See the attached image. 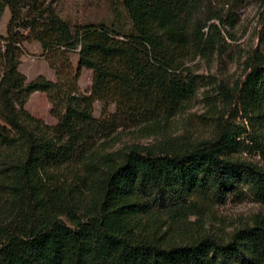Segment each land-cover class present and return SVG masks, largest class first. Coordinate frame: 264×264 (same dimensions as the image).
I'll use <instances>...</instances> for the list:
<instances>
[{
	"label": "trees",
	"instance_id": "16d2710c",
	"mask_svg": "<svg viewBox=\"0 0 264 264\" xmlns=\"http://www.w3.org/2000/svg\"><path fill=\"white\" fill-rule=\"evenodd\" d=\"M44 1L0 0V15L6 8L11 15L0 35V264H264L263 215L225 240L202 234L169 241L159 218L200 215L205 203H223L234 184L264 203V165L242 155L264 160V133L217 118L200 140L183 134L114 149L120 140L108 138L126 126L133 140L167 131L200 84L186 59L214 48L211 22L219 17L200 16L203 0H123L130 33L102 25L73 32L50 9L39 11ZM22 30L47 54L57 82L27 83L18 71ZM75 51L76 72L60 79ZM83 69L92 72L89 95L77 88ZM249 70L230 95L217 90L225 106L233 98L243 119L264 129L263 54ZM34 93L47 95L56 125L24 110ZM96 101L107 120L93 118ZM111 105L116 112L108 115Z\"/></svg>",
	"mask_w": 264,
	"mask_h": 264
},
{
	"label": "rangeland",
	"instance_id": "374dc122",
	"mask_svg": "<svg viewBox=\"0 0 264 264\" xmlns=\"http://www.w3.org/2000/svg\"><path fill=\"white\" fill-rule=\"evenodd\" d=\"M200 16H218L214 23L218 28L214 48L209 52L187 58L185 67L198 77L200 82L194 96L185 103L182 112L177 113L169 122V128L163 135L137 136L131 138L134 128L119 127L112 131L108 138L119 141L114 149L124 143L134 141L142 146L154 145L163 137H177L187 134L194 139H205L213 128V119L227 122L239 131L246 129L248 134L264 133L255 121L252 126L243 119L241 108L230 98L229 106H225V98L219 95L217 88L222 86L224 93L230 95L245 75L256 53L264 55V5L255 0H203ZM38 7V6H37ZM39 11L50 9L74 32L78 26L102 25L115 34H128L131 23L123 6V0H50L39 3ZM37 13L33 14L34 16ZM11 18L8 8L0 15V35H6L7 25ZM24 37L18 71L32 82L38 77L57 82L55 71L49 66L47 54L41 46L30 38L28 31L22 30ZM206 33V32H205ZM122 39L120 36H116ZM68 69H59L60 79L65 80L68 71L73 74L77 69V51L67 55ZM92 72L83 69L77 81V88L83 95H89ZM264 87V84H263ZM225 95V94H224ZM104 104L96 101L93 104V118L107 120L103 116ZM24 110L44 124L54 126L57 121L51 116V105L47 95L34 93L27 99ZM116 112L114 105L109 106L108 115ZM223 116V118H222ZM247 134L240 140L245 141ZM98 137L104 141L106 134ZM239 140V139H238ZM243 157L257 165H264V160L255 154H242ZM209 203V204H208ZM205 203L200 215L190 216L186 221L172 222L166 215L159 218L165 221L162 231L166 232L169 241H183L188 237L209 234L216 239L225 240L228 236L250 224L255 215L264 216V203L258 201L247 187L234 184L225 196L223 203L209 201Z\"/></svg>",
	"mask_w": 264,
	"mask_h": 264
}]
</instances>
